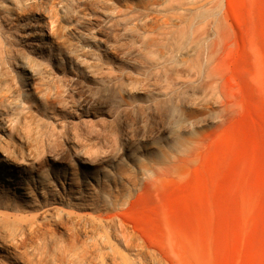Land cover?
Returning a JSON list of instances; mask_svg holds the SVG:
<instances>
[{
  "label": "rangeland",
  "instance_id": "1",
  "mask_svg": "<svg viewBox=\"0 0 264 264\" xmlns=\"http://www.w3.org/2000/svg\"><path fill=\"white\" fill-rule=\"evenodd\" d=\"M27 3L35 17L0 22V75L37 111L10 143L23 158L0 148V169L32 199L0 212L23 223L29 253L264 264V0ZM56 85L48 106L40 93Z\"/></svg>",
  "mask_w": 264,
  "mask_h": 264
},
{
  "label": "bare ground",
  "instance_id": "2",
  "mask_svg": "<svg viewBox=\"0 0 264 264\" xmlns=\"http://www.w3.org/2000/svg\"><path fill=\"white\" fill-rule=\"evenodd\" d=\"M27 1L25 2V0L24 1L23 0H0V22L2 20H6L8 18V16H9V18H16V17L20 16L21 15L20 11L23 12L25 9L29 13V15H28L29 18H31L32 16L35 17V13L31 10V5L28 4ZM65 3H67V2H65ZM68 6L66 4L63 6V11L65 13L64 15H71V13L69 14V12L71 11L70 9H72L71 12L74 11L73 8L76 9L74 6L73 7L70 6V8ZM52 16L54 17V15H52ZM51 17H49L47 19H51ZM36 18L38 19V16H36ZM10 20H12V19H10ZM52 23H53V20H50V21L47 20L46 26L52 29V27H51ZM39 30L42 31L43 30L42 27H40ZM146 32H144V33H146ZM149 32H151V31H149ZM147 34H148V32H147ZM180 35L181 34H179V38L181 37ZM193 35H195V33ZM145 36H146V34H145ZM176 38H177V36L175 37V39ZM194 41H196V40H194ZM52 42H56L57 44L60 43L58 41V39H53L50 41V43H52ZM193 43H196V42H193ZM1 44H3V43H1ZM8 51H6V52H8ZM167 55L168 54H166V56ZM28 57H30V56H28ZM163 57H165V56H163ZM8 58L12 59V60L15 59L13 54L8 55L7 59ZM30 59H31V57H30ZM32 60L22 58L21 62L26 65V67L24 65V67H25L24 69L28 68L29 72H31V73L35 72L37 74L41 70V63H36V61L33 62ZM88 67H91L90 70L96 76L102 71L100 66H98L97 64L88 65ZM112 69L113 68L110 67L107 69V71L112 70ZM25 74H26V72H25ZM48 78L49 77H47V79ZM49 80L52 81L53 79H49ZM52 83H55V81H53ZM115 83H116V81H115ZM17 84H18V80H17L16 76L14 77V81H8L0 75V128H1V130L7 129V134L5 136H0V148L3 150L2 152H5V155H6L5 160L6 161L8 159H12V160L14 159L16 161V159L23 158V156L20 152H17L14 148H11L10 143L14 137L13 133H16L19 130V129H17L18 125L21 124L22 121H24L25 118H27V116H29L30 114L37 111L36 109L31 107L29 104L31 101H34V96H30L31 93L25 92L26 96L24 97L23 93L21 91L15 90L16 88H14V86L15 85L17 86ZM109 85H110V82H109ZM120 85L121 84H119V86ZM121 87H122V85H121ZM127 87H129V86L127 85ZM129 89H131V88L129 87ZM40 94L44 95L45 102L48 106L51 104H54L56 102V100L59 99L58 97L61 95L60 89L58 88V85H56V89L54 90L53 93H51V92L44 93V91H43V93H40ZM47 110H48V108H47ZM37 114H38V112H37ZM47 115H49V114H47ZM19 134H18L19 139L20 140L23 139V142H25L26 140H25L24 136L20 132H19ZM3 170H5L4 173H3ZM38 177H39L38 179H35L34 176L29 175L30 182L34 185V187H39L41 185V184L38 185L36 183V181L39 183L42 181V179H40V176H38ZM64 177H66V176H64ZM24 178L26 179V177H22L21 175H15L13 173H10L9 168L3 169V167L1 166V169H0V179H1L0 180V186L2 187L1 190L2 189H10L11 190L10 195L5 194L4 196H7V198H8L7 200L11 201L10 204H14V205L10 206L8 204V202L2 201L1 197H3L4 193L3 194L1 193L0 207L12 208L14 210H17L21 207L19 206V204H16V203H19V201H29L30 198L32 199V196H31L32 187L30 185H28L29 184L28 181L24 180ZM61 182H62V180H61ZM12 194H14V196H12ZM57 196H58V198H57L58 201L60 203H62L64 201L63 200V194H59ZM4 215H6V214L0 212V247H1L0 248V252H1L0 264H18V263H21V259H26L29 262V264H49L48 260L45 258L44 255H31L29 253L27 244L30 242V240L27 239V237L24 235L23 223H19V222H16L14 220H10V219H8V217H6ZM29 225H30L29 229L33 228V231L30 233L31 235H29L28 238H32V237L36 236V239H37V236L39 235V232H40V231L38 232V230L36 229L37 223L32 221ZM45 226H47V225H45ZM105 227L108 228L109 225L107 224ZM71 235L73 236V234H71ZM136 245L137 244H135V246ZM31 250H32V252L36 251V247H32ZM51 256L52 255H46V257H51ZM68 257H69V258H67L68 264H148L149 263L148 255H140L137 258V260H136V258H133L132 256H128V255L127 256H119V257L117 255H68ZM52 264H59V263L57 262V263H52Z\"/></svg>",
  "mask_w": 264,
  "mask_h": 264
}]
</instances>
